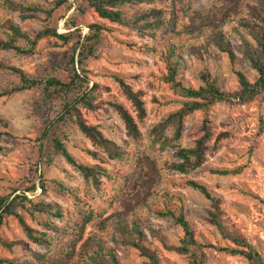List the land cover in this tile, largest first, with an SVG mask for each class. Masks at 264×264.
<instances>
[{"label": "rangeland", "instance_id": "rangeland-1", "mask_svg": "<svg viewBox=\"0 0 264 264\" xmlns=\"http://www.w3.org/2000/svg\"><path fill=\"white\" fill-rule=\"evenodd\" d=\"M12 1L26 6L37 4L41 10L22 15L7 7L5 0H0V21L12 19L30 36L45 27L57 28L61 33H75V39L68 43L46 37L30 54L0 49L3 63L21 68L34 78L56 77L68 82L69 57L78 46L79 34H86L88 25L95 22L108 28L103 31L95 53L77 66L86 71L89 88L94 82L100 86L96 99L99 107L96 110L82 108V113L89 123L98 125L107 138L124 150L125 157L121 160L109 159L100 151L102 160L94 159L89 150L96 149L68 120L58 124L59 135L68 151L80 163H99L107 169L108 175L102 176L100 185L96 187L55 152L51 138L44 133L49 124L63 114L64 103L74 98L78 90L53 99H47L41 87L0 97V195L13 202L14 212L21 214L30 226L47 231L51 237L49 245L34 244L27 238L18 219L14 215L6 216L0 236L12 246L0 244V258H9L21 264L56 263L68 249L84 214L93 210L102 213L104 218L123 210L125 206L135 204L138 195L146 192L147 186L158 181L153 163L162 173V180L159 179L156 188L165 189L174 199L164 200L155 191L151 199L154 203L152 209L139 210L137 214L143 220L144 243L157 251L160 264H189V255L166 248L178 245L184 233L171 216L157 214V210L164 208V202L172 208L179 204L183 206L197 241L210 246L205 250L206 264H249L240 255H231L213 247H227L230 243L210 222L213 210L211 200L190 187L189 180L207 185L221 198L225 225L245 235L264 257V94L246 103L231 100L212 106L209 119L214 136L206 144L201 166L187 175L169 170V164L179 161L176 146L194 147L203 135L205 114L197 110L187 115L183 120L181 136L173 145L162 147L157 142L154 130L159 124L166 123L164 136L174 135L176 124L168 118L180 109L183 98L165 82V64L153 49L158 50L170 41L188 45L190 34L183 32L179 36L167 28L143 29L144 22L135 23V19L149 7L146 4L121 6L124 23L116 24L101 19L87 0H67L55 9L52 8L56 0ZM191 1L195 10H207L215 3V0ZM158 4L166 7L168 0H159ZM241 8L244 13L253 8L264 18V5L260 4V0H244ZM50 9L53 11L48 15ZM30 14L32 17H22ZM195 26L191 11L180 13L177 31H188ZM225 29L235 59L231 60L214 46L200 56L186 53L178 76L186 86H202V72H209L217 79L220 88L230 93L241 88L237 72H243L251 81L255 80L257 71L251 58L261 56L260 46L235 23ZM76 50V60L80 61L78 47ZM115 76L121 77L143 95L147 116L140 123L141 137L138 140L127 136L121 118L109 103L117 101L130 108ZM19 83L16 74L0 69V91ZM82 88L85 89L86 85ZM219 134L225 135L217 140ZM223 169L238 170V173H215ZM24 196L29 201L21 199ZM39 203L56 205L63 216L57 217L45 210L33 211L32 204ZM46 223L58 230L45 229L43 224ZM90 233H99L98 221L87 225L85 236ZM103 239L106 246L115 249L120 264H145L147 261L138 249L128 243L131 240L128 235L106 233ZM76 261L77 258L73 257L67 264H76Z\"/></svg>", "mask_w": 264, "mask_h": 264}, {"label": "trees", "instance_id": "trees-1", "mask_svg": "<svg viewBox=\"0 0 264 264\" xmlns=\"http://www.w3.org/2000/svg\"><path fill=\"white\" fill-rule=\"evenodd\" d=\"M87 1L101 19L116 24L124 23L121 6L125 4H146L149 7L135 19V23L144 22L142 25L144 27L143 29L167 28V30L174 34L178 33L179 36L183 32L190 34L191 41L188 45L170 41L158 50L153 49L165 64L167 70V73L163 76L165 82L172 87L178 96L183 98L180 109L168 118V120H173L176 124L174 135L172 137L164 136L163 131L165 130L166 123L159 124L154 130L157 142L161 143L162 147L173 145V142L177 141L181 136L183 120L187 115L197 110H201L205 114L203 135L196 141L195 146L191 148L176 146L178 147L176 155L179 161L173 164H167L169 170H174L180 174H189L203 163L206 144L214 136L211 120L209 119V111L212 106L222 101L231 100L246 103L264 94V18L253 8H249L248 12L244 13L241 8L244 0H215V3L207 10L193 9L191 0H168L166 7L159 5V0ZM66 2L67 0H56L52 9L60 7ZM5 3L7 7L22 15L28 11L41 10L37 4H31L30 7L22 3H14L12 0H5ZM260 4L264 5V0H260ZM52 9L47 11L48 15L52 13ZM189 11H191V19L196 23V26L189 28L188 31H177L180 13L186 14ZM22 17H32V14ZM231 23H235L237 27L246 30L261 48V56L251 58L252 65L257 71L255 80L251 81L243 72H237L241 88L235 93H230L222 90L217 79L212 77L209 72H202L200 74L203 82L202 86L198 88L186 86L178 78L179 67L182 65L183 57L186 53L200 56L209 52L210 46H214L220 52L226 53L231 60L235 59V52L228 32L225 29ZM73 24L75 25V22ZM107 29L104 24L95 22L88 25V32L86 34H79L76 45H78L81 60H76V47L74 54L69 57L67 68L70 76L68 82L56 77L47 79L34 78L21 68L7 65L0 60V69H7L13 72L20 80L19 85L0 91V97L22 90L41 87L46 98L53 99L78 90L74 98L64 103L63 114L49 124L44 135H48L51 138L55 152L61 154L85 180L91 182L96 187L100 185L101 177L108 175L107 169L99 163L83 164L78 162L68 151L60 137L58 124L66 120L75 124L96 149L89 150L90 155L96 160H102L100 151L106 154L109 159L121 160L125 157L124 150L113 140L107 138L98 125L89 123L82 113V108L96 110L99 107L96 99L100 86L94 82L93 86L89 88V78L85 75L86 71L83 68H77V66L85 58L95 53L102 33ZM74 34V32L61 33L57 28L45 27L37 31L33 36H30L12 19H5L0 21V49L15 50L22 54H30L36 50L38 43L46 37H55L64 43H68L75 39ZM115 79L120 84L122 93L130 103V108L117 101H111L109 103L121 118L127 136L132 140H138L141 137L140 123L147 116L143 95L140 91H135L121 77L115 76ZM84 85H86L85 89L82 88ZM224 135L219 134L217 140ZM153 167L157 173L158 181L153 185L147 186L146 192H143L140 196L138 195L135 204L127 205L123 210L114 212L104 218L102 213H95L93 210L84 214L81 224L76 226L77 229L74 231V237L68 249L64 254L60 255L54 264H67L73 257L77 258L76 264H120L115 249L105 245L103 235L106 233L128 235L131 238L128 243L138 249L141 255L147 259L145 264H160L157 251L146 246L144 243L145 233L142 228L143 220L137 214L139 210L150 211L152 209L154 203L151 202V199L155 191L157 196L164 198V200L169 199L172 201L174 199V196H170L165 189L156 188L157 183L162 180V173L157 168L156 163H153ZM215 173L229 175L238 173V170L223 169L216 170ZM188 185L211 200L213 210L210 212V222L218 229L221 237L230 243L227 247H213L219 251L228 252L231 255H240L249 264H264V257L251 241L242 233L236 232L225 225L221 198L210 190L207 185L196 180H189ZM21 199L29 201L26 196ZM12 204L13 202H9L7 196L0 195V228L6 216L14 215L22 226L27 238L32 243L49 245L51 237L48 235V232L40 231L30 226L21 214L14 212ZM164 204V208L157 210V214L162 217L171 216L181 226L184 233L178 245L166 246V248L179 254L189 255V264H206L207 255L205 250L210 246L197 241L195 231L186 217L183 206L179 204L176 208H172L168 203L164 202ZM32 208L33 211L45 210L57 217L63 216L62 211L56 205L39 203L32 204ZM53 210L54 212H52ZM93 221H98L99 233H90L85 236L87 225ZM43 225L47 230H58L51 224L46 223ZM0 244L7 247L12 246L11 243L3 241L1 236ZM6 263L21 264L9 258H0V264Z\"/></svg>", "mask_w": 264, "mask_h": 264}]
</instances>
